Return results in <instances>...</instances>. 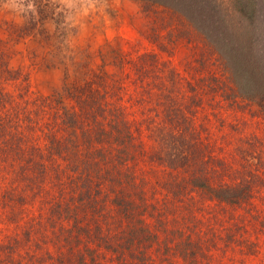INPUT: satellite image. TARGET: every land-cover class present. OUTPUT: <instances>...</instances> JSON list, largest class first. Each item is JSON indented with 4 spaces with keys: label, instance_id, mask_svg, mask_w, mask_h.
<instances>
[{
    "label": "rangeland",
    "instance_id": "obj_1",
    "mask_svg": "<svg viewBox=\"0 0 264 264\" xmlns=\"http://www.w3.org/2000/svg\"><path fill=\"white\" fill-rule=\"evenodd\" d=\"M93 2L86 15L84 0L0 10V264H264L263 115L179 16L140 0ZM71 111L80 122L62 123ZM100 114L106 140L83 144L80 128ZM118 116L133 144L116 162ZM93 157L100 180L83 164ZM115 166L136 182L119 189L134 203L125 214L112 202ZM83 169L101 186L83 208L107 237L139 221L151 239L119 252L85 234L90 219L74 228L66 210L84 203ZM225 191L238 196L216 197Z\"/></svg>",
    "mask_w": 264,
    "mask_h": 264
},
{
    "label": "trees",
    "instance_id": "obj_2",
    "mask_svg": "<svg viewBox=\"0 0 264 264\" xmlns=\"http://www.w3.org/2000/svg\"><path fill=\"white\" fill-rule=\"evenodd\" d=\"M143 3L157 5L169 12L179 16L193 31L200 34L204 43L210 47L220 66L226 73L231 90L234 94L242 99L253 102L260 113L264 117V0H140ZM66 98H72L81 107L86 105L85 96L74 91H66ZM61 97V96H59ZM62 108V107H61ZM94 110H100V104L95 105ZM92 108V109H93ZM116 115L115 113L113 114ZM66 117L67 119L63 120ZM60 117L62 123L80 122L74 111L70 114ZM107 114H100L93 117V124L88 127L80 128L79 138L84 143H91L96 138L106 140L107 130L103 124L107 121ZM118 122L121 124V131H115L113 137L117 139L116 145L119 147L118 153L115 155L116 162L128 156V149L132 146L131 136L126 130L123 119L118 116ZM72 126V125H70ZM74 128V126H73ZM98 156V155H97ZM97 158L93 157L90 162H84L92 171H96L99 175L100 170L97 166ZM125 159H123L124 161ZM119 164L123 165V163ZM117 169V166H115ZM121 173H120V172ZM77 173V172H76ZM107 181H110L111 173H107ZM78 185L82 189L78 192L84 195V201L78 204L83 205L77 209L66 210L74 222V228L77 230V216L88 218L90 222H86L87 228L85 234H92L97 240L96 245H103L105 248L114 250H129L131 245H143L146 240L151 239L149 230L137 223H125L120 225L119 233L107 237L106 227H101L100 223L94 219L95 210L93 207L83 208L96 200L97 194L101 190V186L92 181L91 175L83 169L80 172ZM114 181L119 184L118 189H112V202L121 209L125 214L128 209H133V201L127 193L119 190L123 186L130 188L136 185L135 179L128 171L117 169ZM133 192H136L133 190ZM215 196V195H214ZM238 193L225 191L222 195H216L222 200H230L236 198ZM75 206V204H73ZM140 235L141 238H136ZM73 254V251H71ZM77 251L74 255H76ZM80 258V257H79ZM94 263V259L89 257ZM81 264L85 261L80 258Z\"/></svg>",
    "mask_w": 264,
    "mask_h": 264
},
{
    "label": "clouds",
    "instance_id": "obj_3",
    "mask_svg": "<svg viewBox=\"0 0 264 264\" xmlns=\"http://www.w3.org/2000/svg\"><path fill=\"white\" fill-rule=\"evenodd\" d=\"M86 5L83 9L86 15L90 8L94 7L93 0H84ZM0 10L11 14L12 16L26 15L29 11L35 13L34 0H0Z\"/></svg>",
    "mask_w": 264,
    "mask_h": 264
}]
</instances>
